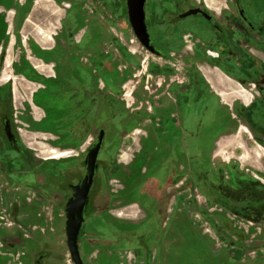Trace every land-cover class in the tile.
<instances>
[{"label": "flooded vegetation", "instance_id": "1", "mask_svg": "<svg viewBox=\"0 0 264 264\" xmlns=\"http://www.w3.org/2000/svg\"><path fill=\"white\" fill-rule=\"evenodd\" d=\"M42 1L49 2L0 0V178L12 176L18 186L32 189L41 184L37 175L42 172V189L46 191L51 188L52 170H56L61 176L57 188L69 191L65 206L72 195V186L86 173L89 151L99 144L85 221L78 236L80 252L98 243L113 254L138 251L143 255V264H156L165 226L173 211H177L173 206L180 202L182 193L190 192L189 202L193 205L197 199L195 191L208 204L212 203L211 187L206 189L207 182L202 177L210 173L212 144L210 148L206 144L207 133L209 130L212 133L210 120L219 126L209 134L212 142L225 134L228 110L234 111L237 121L253 132L264 124V0L145 1V23L154 53L139 45L157 58L170 61L175 58L169 50L172 42L180 40L183 47L188 42L190 53L184 59L187 87L177 94V104L171 111H164L160 118L154 119V124L149 120L155 133H145L139 138L137 154L124 163L126 167L116 165L122 143L133 127L141 125L147 108L142 103L133 109L131 104L125 106L124 96L129 95L122 93L125 88L122 81L129 73L123 72L118 78L114 69L100 58L69 54L76 46H70L73 35L66 21L61 23L65 38L55 41L49 37L54 44L43 55L37 54L29 42L19 39L26 23L34 24L30 19ZM64 1L52 0L55 7H64L66 20L76 7ZM107 6L108 10L114 9L111 0ZM188 11L192 13L180 17ZM12 43L27 45L33 54L31 66L23 65L21 71L37 85L27 102L31 110L40 113L39 118L33 116L38 123L24 117V112H17L16 83H10L15 78L8 72L7 53ZM60 52L62 55L57 56ZM122 59L132 64L131 58ZM153 70L165 76L172 73L167 68ZM230 96L233 98L229 99ZM22 126L29 127V131ZM243 131L251 138L244 127L238 129L235 138ZM35 137L45 142H36ZM32 140L45 156L32 154L30 150H36L31 147ZM238 141L237 138L220 143L218 152L224 145H236L244 151L239 158L242 163H248L250 155L257 160L262 156L261 146L243 147ZM115 173L123 176L118 189L113 188L117 185L110 178ZM241 178L245 179L244 175ZM251 183L253 189L242 187L237 200L250 199L255 206H242L237 215L246 222H259L264 220V193H260L259 182ZM116 203L117 216L127 210L134 214L123 213V221L114 220L117 222L114 224L108 214L116 211L107 208ZM91 217L94 222L87 227ZM53 255L41 252L35 264H45Z\"/></svg>", "mask_w": 264, "mask_h": 264}, {"label": "rangeland", "instance_id": "2", "mask_svg": "<svg viewBox=\"0 0 264 264\" xmlns=\"http://www.w3.org/2000/svg\"><path fill=\"white\" fill-rule=\"evenodd\" d=\"M108 1L65 0V4L74 3L76 7L74 14L70 12L67 14L66 20L64 7H55L52 0L42 1L37 4L35 16L30 19L34 24L26 23L19 39L29 42L37 54L43 55L47 48L54 44L49 37L55 41L65 38L61 23L66 21L68 31L71 30L73 35L70 46H76L69 54L77 53L86 58H100L106 66L114 69L118 78L123 72L129 73L128 76L122 77V83L125 84L122 93L129 95L124 96L125 106L131 104L130 109H133L142 103L147 108V115L141 120L140 126L133 127L132 132L122 143L116 165L126 167L128 165L124 163L129 162L133 154H137L139 138L145 133H155L149 120L151 119L154 124V119L160 118L164 111H171L177 104V94L187 87L185 74L187 63L184 59L190 53L188 48L190 44L183 43L185 45L183 47L179 43L180 40L174 41L169 50L175 58L170 61L157 58L144 51L135 38L127 18L126 0H111L114 3V9L111 10L107 8ZM51 4L53 6H50ZM149 4L148 10H151V1ZM7 55L10 60L8 72L15 78L10 80V83L13 81V85L16 83L14 100L17 112H24V117L38 123L33 116L39 118L40 113L31 110L27 102L37 85L21 71L23 65L31 66L33 54L27 45L12 43ZM56 55L60 56L62 52ZM123 56L131 58L132 64L125 62ZM27 57H30V60ZM156 67L170 69L172 73L170 76L155 74L153 69ZM233 113L234 111L228 110L225 134L214 142L208 139L210 130L206 135L207 147L212 144L210 173L202 177L206 179V189L208 186L211 187L212 203L208 204L203 196L195 191L197 199L193 205L189 202L190 192L186 190L182 193L179 197L180 202L173 206L177 211H173L172 218L165 226L162 251L155 260L156 264H264L263 218L259 222H246L237 215L241 212L242 206L244 208L255 206L250 199L238 202L237 196L242 187L253 189L251 183L253 181L264 183V151L258 160L254 155H250L248 163L240 161L239 158L244 151L236 145L229 147L224 145L221 153L218 152L219 144H225L226 140L230 139L234 141L238 138L243 147L256 146L247 132L243 131L235 138L239 127L245 125L238 122ZM18 116L24 118L22 115ZM212 117L214 118V115ZM144 119L148 120L147 123L143 122ZM213 122L212 119L209 122L212 133L219 128L218 124ZM26 124L30 125L27 122ZM145 124L147 127H144ZM22 129L29 131L27 126H22ZM134 131L138 133H133ZM34 140L45 142L40 137H35ZM31 142V147L36 149L30 150L32 154L39 157L46 155L36 142L33 140ZM35 158L37 162L40 161L38 157ZM243 175L245 179L241 178ZM121 177L123 176L120 173L110 177L113 184L117 185L113 187L114 189L121 185L123 179ZM43 181L44 176L41 172L37 175V182L41 184L36 182L40 185L25 189L18 186L12 176L4 175L0 178V264H35L37 256L46 251L53 252L54 255L46 259L45 264H72L64 233V202L69 191L57 188L61 176L56 170H52L51 173V188L44 191ZM197 185L195 182V186ZM116 205L117 203L107 208L116 211L108 214L114 224L123 221L125 217L123 213L134 214L129 210L121 211L122 215L118 217L116 214H119L117 213L119 208ZM168 214H171V211ZM93 222L91 217L87 227ZM82 254L86 264H113L112 261L115 264L144 263L143 255L138 251L113 254L98 243L86 246Z\"/></svg>", "mask_w": 264, "mask_h": 264}, {"label": "water", "instance_id": "3", "mask_svg": "<svg viewBox=\"0 0 264 264\" xmlns=\"http://www.w3.org/2000/svg\"><path fill=\"white\" fill-rule=\"evenodd\" d=\"M145 1L146 0H126L127 17L131 30L139 44L151 53H154L145 23ZM191 13L192 11L185 12L180 15V17H186ZM98 148L99 144L89 151L85 160L86 173L77 185L72 186V195L64 206L65 241L72 264H85L79 249L78 236L85 221L88 194L97 167L96 159Z\"/></svg>", "mask_w": 264, "mask_h": 264}, {"label": "crops", "instance_id": "4", "mask_svg": "<svg viewBox=\"0 0 264 264\" xmlns=\"http://www.w3.org/2000/svg\"><path fill=\"white\" fill-rule=\"evenodd\" d=\"M230 81V80H229ZM235 86H238V85H235ZM236 94V93H235ZM249 97H250V95L249 94H247ZM232 99L233 97L232 96H230L229 97V99ZM262 113H264V112H262ZM246 126V125H245ZM245 126H241V127H244L245 129H247L248 130V132H249V134H250V136H251V138L253 139V141L257 144V145H259V146H261L262 148H264V140H263V136H264V124H260L259 125V129H256V131L255 132H253L252 130H251V128H249V127H245ZM240 128V127H239Z\"/></svg>", "mask_w": 264, "mask_h": 264}, {"label": "trees", "instance_id": "5", "mask_svg": "<svg viewBox=\"0 0 264 264\" xmlns=\"http://www.w3.org/2000/svg\"><path fill=\"white\" fill-rule=\"evenodd\" d=\"M259 188L261 189L260 193L263 194L264 193V185L259 183Z\"/></svg>", "mask_w": 264, "mask_h": 264}, {"label": "bare ground", "instance_id": "6", "mask_svg": "<svg viewBox=\"0 0 264 264\" xmlns=\"http://www.w3.org/2000/svg\"><path fill=\"white\" fill-rule=\"evenodd\" d=\"M220 90V89H219ZM221 91V90H220ZM226 95V94H225ZM224 99V98H223Z\"/></svg>", "mask_w": 264, "mask_h": 264}]
</instances>
